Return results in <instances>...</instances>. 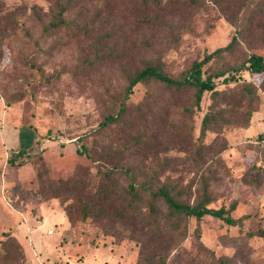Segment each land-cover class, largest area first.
Here are the masks:
<instances>
[{
  "label": "rangeland",
  "instance_id": "374dc122",
  "mask_svg": "<svg viewBox=\"0 0 264 264\" xmlns=\"http://www.w3.org/2000/svg\"><path fill=\"white\" fill-rule=\"evenodd\" d=\"M160 1L153 11L77 0L64 14L67 23L99 32L121 29L126 35L113 39L114 44L109 40L100 53L113 45L115 53L125 49L123 56L114 65L103 59L93 68L89 38L64 26L45 29L54 12L50 1L0 0V124L14 126L21 149L30 154L22 166H9L0 144V264H135L148 230L130 228L104 213L81 218L79 206L92 203L90 192L101 172L110 173L121 188L129 182L125 169L138 183H170L178 193L185 190L181 198L189 202L202 193L203 176L208 178L209 208L235 203L231 216L241 224L227 226L210 216L188 219L185 236L165 253L167 264H213L215 258L234 255L229 238L264 231V182L254 187L243 180L263 166V75L242 71L235 81L215 80L216 89L227 94L216 109L229 124L212 125L201 141L212 146L224 140L227 149L218 156L215 151L203 154L197 163L188 158L200 142L201 120L212 103L209 93L196 111L190 93L172 96L161 83L137 84L127 104L134 114L133 107L143 103L142 120L131 117L121 125L98 127L116 110L126 86L124 71L140 69L142 61H159L168 74L179 75L225 46L236 29L240 34L233 52L203 67V75L216 67H236L252 52L264 57V8L258 1ZM105 16L110 21L101 24ZM152 18L151 27L134 24ZM242 82L255 86L257 97L249 104L239 99ZM188 107L191 113L184 111ZM250 109H255L254 129L250 124L244 128ZM83 146L85 155L79 153ZM113 165L116 170L109 172ZM75 181L84 189L76 190ZM246 241L249 264H264V235Z\"/></svg>",
  "mask_w": 264,
  "mask_h": 264
},
{
  "label": "trees",
  "instance_id": "16d2710c",
  "mask_svg": "<svg viewBox=\"0 0 264 264\" xmlns=\"http://www.w3.org/2000/svg\"><path fill=\"white\" fill-rule=\"evenodd\" d=\"M53 5V17L52 21L45 27L46 30H57L61 27H65L71 30L74 34H80L82 37H87L93 43L91 51L93 53V59L90 67H95V64L105 59L112 62L117 61L118 57L123 56L125 49H122V53H115L113 45L108 51L102 53L103 48H106V44L109 40L115 43L116 37L124 35L121 33V29H101L100 33L96 29H89L86 25H76L67 23L64 19V14L75 4L77 0H48ZM109 2L113 5L125 4L127 6H139L145 9H151L154 11V6L158 7L161 3L160 0H101ZM260 4V7L264 8V0H255ZM257 5V4H256ZM101 24L108 23L110 17H103ZM154 23V18L151 20H135L134 24L144 25L151 27ZM94 24V23H93ZM132 29H130L131 31ZM240 34V29H236L231 40L223 47L217 48L214 51L207 53L202 59L193 61L191 65L181 72L179 75L168 74L161 62L142 61L140 69L133 72L124 71L126 86L123 89L121 96L119 97L116 105V110L107 114L101 123L99 128H105L111 124L121 125L123 119L134 117L138 120H142L141 107L143 103L137 104L133 107L134 114L131 113V106L127 104L129 96L132 94L133 88L137 84H146L150 82L161 83L164 86L166 92L172 96L182 95L184 93H190L191 107L196 111L200 110V102L203 94L209 93L212 98V103L208 108L201 120L200 124V142L194 148L193 158H188L189 162L197 163L198 160H202L203 154H208L215 151V155L221 154L227 149L225 141L214 145H204L202 139L205 137L207 131L212 125H216L218 122H224L229 124V121L222 119V110L216 109L217 101H222L227 97L222 91L216 89L215 80L222 78L223 80L235 81L234 77L245 71L249 75H263L264 76V57L260 52H252L248 55L245 61L233 67H216L210 70L209 73L203 75V67L210 62L219 59L224 53H232L235 47L238 45L237 36ZM126 35H124L125 37ZM125 38L122 39L121 44ZM123 42V43H122ZM90 63V62H89ZM242 91L239 93L240 100H247V103H251L256 99L255 86L251 82H242ZM236 94V93H235ZM151 93H146L144 100L149 101ZM186 113H191V109L185 108ZM255 109H250L248 112L250 115L246 118V124L244 128L248 127L251 121V113ZM262 138V139H261ZM263 152V166L259 169L255 168V173L250 176L244 177V183L254 187H260L264 182V133L261 135ZM135 144L139 142L138 139H134ZM86 147H81L79 153L86 154ZM29 152L18 150L16 154L10 155L7 159V165L9 166H22L24 158L29 157ZM116 170L113 165L111 169ZM257 170V171H256ZM99 170H97V173ZM127 176L129 182L125 188L117 187L110 180V173H102L101 177L97 181L94 191H91L92 203H86L79 206L82 220L87 217L97 216L98 214H105L112 220L120 223H125L130 228L138 231L148 230V237L146 241L140 243L138 251V258L135 264H167L166 252L169 248L177 243L185 236L186 223L188 219L193 218L196 222H199L204 216H210L214 219L220 220L227 226H236L241 224V219H233L231 212L235 209V203H232L227 208L220 207L218 209L209 208L210 196L207 192V179L201 176L203 183L202 193L194 198L192 202L184 200L181 196H186L185 190L178 191L173 190L170 183H158L154 182H137L133 173L125 169L123 171ZM156 180V177H154ZM60 183V180L58 181ZM75 189L83 190L84 185L81 181H75ZM67 192V191H66ZM146 196L144 197V195ZM189 194V193H188ZM50 197L56 195L55 191H51ZM161 204V206L159 205ZM142 208H146V213L142 212ZM163 208V209H162ZM97 209L98 211H94ZM68 220L71 221L70 214L66 211ZM264 235L263 230H257L255 232H248L244 238H229V243L236 247L234 255L232 257H218L215 258L213 264H249L248 251L246 239L252 237H261ZM199 240L198 236L196 237ZM241 247H245L244 249ZM198 248L203 249L202 245L198 243ZM207 252L211 253L210 250ZM202 264V263H198Z\"/></svg>",
  "mask_w": 264,
  "mask_h": 264
},
{
  "label": "crops",
  "instance_id": "0c3cea01",
  "mask_svg": "<svg viewBox=\"0 0 264 264\" xmlns=\"http://www.w3.org/2000/svg\"><path fill=\"white\" fill-rule=\"evenodd\" d=\"M254 118L255 117H252L250 121V127H252L253 129ZM0 144L3 146V149H5L3 153L5 159H7L12 154H16L18 150H23L19 145L18 133L16 132V128H14V126L12 125L6 124L5 122L3 124H0ZM57 148L58 150H60L59 147ZM23 151L29 152L27 150Z\"/></svg>",
  "mask_w": 264,
  "mask_h": 264
},
{
  "label": "built area",
  "instance_id": "2783aa9c",
  "mask_svg": "<svg viewBox=\"0 0 264 264\" xmlns=\"http://www.w3.org/2000/svg\"><path fill=\"white\" fill-rule=\"evenodd\" d=\"M263 142H264V141H263ZM51 233H52L51 231L48 232V234H51Z\"/></svg>",
  "mask_w": 264,
  "mask_h": 264
}]
</instances>
